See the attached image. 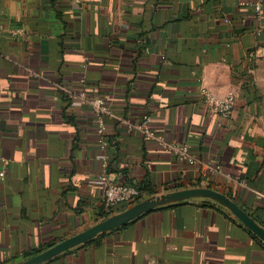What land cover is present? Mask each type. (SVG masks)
Here are the masks:
<instances>
[{"label": "crops", "instance_id": "obj_1", "mask_svg": "<svg viewBox=\"0 0 264 264\" xmlns=\"http://www.w3.org/2000/svg\"><path fill=\"white\" fill-rule=\"evenodd\" d=\"M250 2L0 0V264L101 220L103 162L113 182L155 193L214 188L264 226V104L250 67L264 58V10ZM81 79L109 109L105 149L94 107L67 92ZM203 91L234 93L230 114ZM143 114L197 164L126 128ZM223 210L157 208L44 264H264V244Z\"/></svg>", "mask_w": 264, "mask_h": 264}, {"label": "water", "instance_id": "obj_2", "mask_svg": "<svg viewBox=\"0 0 264 264\" xmlns=\"http://www.w3.org/2000/svg\"><path fill=\"white\" fill-rule=\"evenodd\" d=\"M203 202L220 206L233 215L264 244V226L258 223L245 209L227 194L206 186L183 187L159 193H147L120 211L110 213L82 231L68 236L47 249L16 264H44L53 257L68 251L92 238L108 233L140 215L157 208L176 205L180 202Z\"/></svg>", "mask_w": 264, "mask_h": 264}, {"label": "built area", "instance_id": "obj_3", "mask_svg": "<svg viewBox=\"0 0 264 264\" xmlns=\"http://www.w3.org/2000/svg\"><path fill=\"white\" fill-rule=\"evenodd\" d=\"M74 2H79V0H73ZM250 6L256 13H261L264 10V0H251ZM79 88L77 90L67 92L72 97H77L80 101L85 103H90L94 107L95 115L98 120L97 132L99 134L100 147L102 149L106 148L105 133L106 126L103 121L99 118L100 114L108 113L109 109L102 98L89 99L84 91V80L81 79L79 82ZM205 97V103L209 105L213 110L219 112L222 116L227 117L235 103V94L229 92L223 99L215 100V98L208 92L203 91ZM150 116L148 114H143L138 120L129 121L124 120V124L129 131H136L142 135L146 140H156L162 148L172 152L179 160L184 161L189 166H194L197 164V158L193 154L191 147L188 143H169L165 138L156 133L150 126ZM106 163L103 162V170L98 176V180L103 186V197L102 204L105 212L114 213L117 209L122 207L125 208L127 205L138 200L141 196V190L134 184L113 182L108 177L106 172ZM209 173H215L220 170L218 165L206 167ZM4 173L0 172V177L2 178Z\"/></svg>", "mask_w": 264, "mask_h": 264}, {"label": "rangeland", "instance_id": "obj_4", "mask_svg": "<svg viewBox=\"0 0 264 264\" xmlns=\"http://www.w3.org/2000/svg\"><path fill=\"white\" fill-rule=\"evenodd\" d=\"M254 84L264 104V58L255 63L253 68Z\"/></svg>", "mask_w": 264, "mask_h": 264}, {"label": "trees", "instance_id": "obj_5", "mask_svg": "<svg viewBox=\"0 0 264 264\" xmlns=\"http://www.w3.org/2000/svg\"><path fill=\"white\" fill-rule=\"evenodd\" d=\"M251 69H253L254 68V64H251ZM261 169H263V172H264V167H261L260 168V170H259V172H262V170ZM262 172V173H263ZM134 185H136V184H134ZM140 190H141V196H139V198L138 199H140L143 195H145V194H147V193H155L154 191H152V190H146V188H144L142 185L141 186H138V185H136ZM178 189V188H177ZM228 195V194H227ZM229 196V195H228ZM230 197V196H229ZM181 203V202H180ZM183 203V202H182ZM123 208L122 207H120V208H118L117 209V211H120V210H122ZM222 210H223V208H222ZM225 213H227L225 210H223ZM108 214H110V213H107V212H105V210H104V212L102 213V215H101V217L102 218H104V217H106ZM229 214V213H228ZM257 221V220H256ZM259 223V222H258ZM263 226V225H262Z\"/></svg>", "mask_w": 264, "mask_h": 264}]
</instances>
